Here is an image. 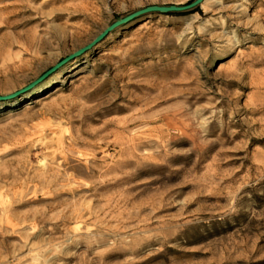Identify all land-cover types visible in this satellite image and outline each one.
Masks as SVG:
<instances>
[{
    "label": "rangeland",
    "instance_id": "obj_1",
    "mask_svg": "<svg viewBox=\"0 0 264 264\" xmlns=\"http://www.w3.org/2000/svg\"><path fill=\"white\" fill-rule=\"evenodd\" d=\"M192 1L0 0V97ZM204 2L0 101V264H264V0Z\"/></svg>",
    "mask_w": 264,
    "mask_h": 264
},
{
    "label": "water",
    "instance_id": "obj_2",
    "mask_svg": "<svg viewBox=\"0 0 264 264\" xmlns=\"http://www.w3.org/2000/svg\"><path fill=\"white\" fill-rule=\"evenodd\" d=\"M203 1L204 0H193L192 2H190V3L186 4V5H183V6H173V5H169V6H149V7L140 9L138 11H135V12H133V13H131V14L119 19V20H116L115 22L110 24L99 36H97L86 47L78 50L77 52H75V53L69 55L68 57L64 58L63 60H61L58 64H56L54 67H52L47 72H45L42 76H40L36 81H34L33 83L29 84L28 86H26L22 90H20L18 92H15V93H13L11 95L5 96V97H0V101L11 100V99L15 98L16 96L26 92L27 90H30L36 84H38L39 82L44 80L46 77H48L50 74L55 72L57 69L62 67L64 64H66L70 60H72V59L80 56L81 54L89 51L90 49H92L99 42H101L110 32H112L116 28L122 27V26L132 22L133 20H135V19H137V18H139L141 16H144V15H147V14H151V13L170 14V13L186 12V11L192 10V9L196 8L197 6L201 5Z\"/></svg>",
    "mask_w": 264,
    "mask_h": 264
},
{
    "label": "bare ground",
    "instance_id": "obj_3",
    "mask_svg": "<svg viewBox=\"0 0 264 264\" xmlns=\"http://www.w3.org/2000/svg\"><path fill=\"white\" fill-rule=\"evenodd\" d=\"M205 1V0H204ZM203 1V2H204ZM209 1H211V0H209ZM202 2V3H203ZM51 4V2H49V3H45V4H43V7H45V6H47V5H50ZM204 4H205V2H204ZM201 6H203V4L201 5ZM210 7V6H209ZM206 11V10H205ZM62 15V14H61ZM55 18L57 19V18H59V19H61L62 18V16H60V15H56L55 16ZM36 47V46H35ZM32 54V53H31ZM39 63V62H38ZM46 86H48L49 87V84L48 85H46ZM48 87H47V89H48ZM30 97V93L28 92L27 94H26V98H29ZM120 155V154H119ZM77 225V224H76Z\"/></svg>",
    "mask_w": 264,
    "mask_h": 264
}]
</instances>
